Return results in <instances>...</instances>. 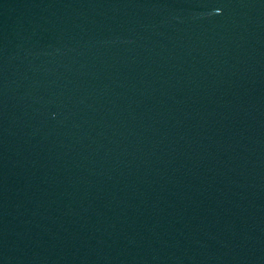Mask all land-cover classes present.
<instances>
[{"label":"water","instance_id":"obj_1","mask_svg":"<svg viewBox=\"0 0 264 264\" xmlns=\"http://www.w3.org/2000/svg\"><path fill=\"white\" fill-rule=\"evenodd\" d=\"M0 264H264V0H0Z\"/></svg>","mask_w":264,"mask_h":264}]
</instances>
